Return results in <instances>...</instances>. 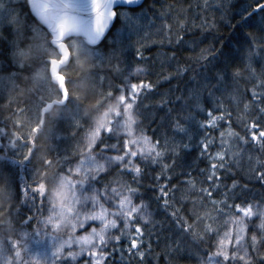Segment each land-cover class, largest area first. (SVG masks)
I'll use <instances>...</instances> for the list:
<instances>
[{
	"label": "snow or ice",
	"instance_id": "snow-or-ice-1",
	"mask_svg": "<svg viewBox=\"0 0 264 264\" xmlns=\"http://www.w3.org/2000/svg\"><path fill=\"white\" fill-rule=\"evenodd\" d=\"M145 4L148 0H0V59L4 60L0 82L7 80L18 88V77L28 71L30 75L25 79L37 85L38 102L33 107L40 114L26 118L27 107L18 106L13 112L14 130L8 131L7 125L0 127V139H7L13 154L19 153L20 164L36 158L34 137L43 132L45 125L53 126L48 131L52 141L56 135L53 128L61 121L67 122L69 136L76 143L74 155L65 154L55 162L48 153L40 156L44 168L59 165L53 175L51 198L47 186L42 189L34 179L24 185L23 203L30 212L35 210L25 222L35 221V232L41 233V238L52 237L54 244L51 254H45L48 258L43 262L37 259L35 264H79L81 259L85 264H132L133 260L137 264H158L159 257L153 255V237L159 245L164 233H171V237H163L166 264H180L185 254L193 255L208 242L206 237L219 236L218 230L205 223L213 219L209 212L198 211L206 207V201L218 216L227 215L224 209L233 208L243 216L231 221L236 226L235 233L225 231L215 244L216 250L200 256V264H264V193L259 202L249 203L251 190L247 184L235 180L231 185L224 184L218 175L221 171L231 172L233 166L240 167L247 158L250 165H255L249 167L250 179L264 185V91L253 90L248 101V93L239 88L246 74L256 76L255 61L264 60V2L176 0L165 2L160 9L155 4L146 8ZM213 9L219 13L220 21L235 28L233 21L239 18L237 22L248 30L237 53L226 54L223 47L213 45L200 47L203 39L197 33L202 36L205 30L216 28L217 20H209L208 16ZM33 16L43 20L49 34L33 33ZM118 22H122V28L114 32ZM153 34L162 36L159 46L170 50L158 53L156 59L163 56L164 62L174 66V72L164 75L163 80L177 79L185 84L182 90L178 84L174 90L164 92L156 104L150 102L155 87L152 83L133 82L152 71L153 65L143 50L156 43L151 40ZM105 41L111 45L106 56L98 51ZM129 47L135 49L143 66L120 67ZM189 50L195 54L185 55ZM48 52L51 56L45 55ZM105 61L119 77L118 84L107 72L101 74ZM69 64L81 68L78 76L97 96L91 116L81 114L77 103L80 97L69 92L68 73L58 71ZM260 73L264 76V67ZM160 82L158 76L157 83ZM260 87L264 88V80ZM44 92L47 96L41 94ZM217 93L227 97L230 107H223ZM205 97L211 101L208 109L202 106ZM13 103L15 97H9L4 107ZM70 105L72 111L68 112ZM215 111L224 114L215 116ZM201 112L210 117L207 123L198 119ZM234 112L244 135L229 131L233 140L229 144L224 132H220V150L210 155L215 162L208 169H200V183L207 187L197 189L192 180L172 187L159 184L162 175L180 169L179 157L193 140L192 122L199 133L200 155L204 156L216 142L211 131L219 121L231 122ZM152 123L157 127L151 129L150 136L148 128ZM25 126L26 133L15 131ZM52 150L50 144L49 151ZM14 162L0 149V170L12 178L15 173L9 165ZM158 165L159 173L155 171ZM146 177L152 183L145 185ZM167 178L169 182L173 180L172 175ZM0 183L8 189L6 183ZM148 188L158 194L146 199ZM9 199L15 201L16 197L11 194ZM236 200L242 203L236 204ZM153 202L166 213L164 220L153 219ZM176 203L183 209L175 208ZM169 208L174 210L169 213ZM182 210L186 215L180 214ZM9 211L17 213L19 207L10 206ZM77 229L85 234L76 235ZM33 237L34 233H25L29 244ZM169 239L171 245L167 243ZM16 248L10 240L0 243V264H32L28 259L30 247L23 254ZM21 255L23 258L18 259Z\"/></svg>",
	"mask_w": 264,
	"mask_h": 264
},
{
	"label": "trees",
	"instance_id": "trees-1",
	"mask_svg": "<svg viewBox=\"0 0 264 264\" xmlns=\"http://www.w3.org/2000/svg\"><path fill=\"white\" fill-rule=\"evenodd\" d=\"M264 0H261L263 2ZM175 3L176 0H148V4H145L147 8L150 4H155L157 9L161 8V5L164 3ZM139 11V9H137ZM214 14V15H213ZM209 20L215 18L217 20L216 28L208 31L205 30L203 35L201 33H197V36H200L203 39V43L200 44V47H207L209 45H213L216 48L223 47L226 54H234L237 53L238 49L240 48L241 44L244 43L246 39V30L245 28L241 27L237 21H233L236 24L235 28L230 27L227 23L219 20V13L215 12V10H211L208 13ZM33 20L36 23L33 25V33L36 35L43 36L45 34H49L47 30L36 20L33 16ZM122 28V22H118L117 29L113 31H117ZM155 30H153L154 32ZM122 36H126L127 33L121 32ZM163 39L160 35L153 34L151 40L156 41V43H151L150 47H147L143 50V55L149 58V64L153 65L151 73L147 77H141L139 79H133V82H140L142 80L144 83H152L155 87L153 92L150 94V102L156 104L158 101L161 100L162 94L169 89H175L176 86L179 84L180 89L182 90L185 87V84L182 80L172 79L170 81H164L163 76L173 73L174 66H170L167 62H164V57L160 56L159 59H156L158 53H169V49L164 47H160L159 43ZM36 42V41H34ZM104 45H100L98 51L101 52L102 55H107L111 51V45L105 41L103 42ZM96 47V46H93ZM199 51V49H197ZM191 50H189L185 55H194ZM38 55V54H37ZM46 56H51V52L45 53ZM163 62V66H162ZM85 62V68H86ZM115 63V61L113 62ZM0 65H4V60L0 59ZM127 66H143L140 63L139 57L135 54V49L129 47L122 55L120 67L126 68ZM254 66L257 69V73L255 77L247 76L246 79L241 80L239 84V88L242 91H246L248 93L247 100H251V92L255 90L257 93L264 91V88L260 87L261 80H264V76L261 75L260 69L264 67V60H260L259 58L255 61ZM19 67L18 65L16 66ZM61 74L64 72L68 73V90L73 97H80L77 103L80 105L81 114L85 117L91 116L94 113V109L96 106L97 96L95 92L90 91L88 89V85L82 82L78 73L81 71V68L74 66L73 64H69L68 67L61 68L59 70ZM101 74L103 75L105 72L108 75L115 79V83H119V77L115 76L111 67L108 65L107 61L104 62L103 67L100 69ZM26 75H30L28 71L23 72L21 76L18 77L17 84L19 87L17 88L13 84L9 83L7 80L0 82V127H4L5 125L8 126V131H13L12 120L16 119L14 115V110L19 107H27L28 112L26 113L27 117H38L40 114L35 110L33 105L38 102L37 93V85L32 83L30 79H25ZM158 76L160 79V83H157ZM20 89H23V92H20ZM42 95L47 96V92L41 93ZM177 95L179 92L176 93ZM9 97H15V103L10 105L9 107H4V105L8 102ZM87 97V99H85ZM217 97L223 102V107H230L228 99L226 96H221L220 93H217ZM211 103L210 100L205 97L202 106L208 109V105ZM72 105L69 106L68 112L72 111ZM210 110V109H209ZM163 109L159 110V114L163 115ZM223 111H215L213 115L221 116L223 115ZM198 119L205 121L210 119V117L206 116L205 112H201L198 116ZM236 121L235 112L233 113L232 121L223 120L218 122V126L215 130L211 131V135L216 138V142L213 146L208 149V152L204 155H200V149L198 148L197 139H198V129L195 122L190 124L191 134L193 136V140L191 142V147L183 152L178 160V165L180 169H177L174 173H166L161 176L159 180L160 185L167 184L168 187H172L173 184H177L180 181H187L192 180L195 184L197 189L200 187H207V185H201L200 181L203 179V176L200 173V169H208L211 163L215 161L210 159V155H214L217 151L220 150V132H224V140L229 144L233 143L231 137L228 136L229 131L239 132L241 135H244L241 127L238 126ZM229 123L232 124V127L229 128ZM53 127L52 125H45L43 132L35 135V144H36V158L28 164H20V156L19 153L13 154V150L8 148V141L7 139H0V149L5 150L8 153V157L10 161H15L14 163H10V167L13 168L15 176L14 178L11 177V174L0 170V182L6 183L7 190H5L2 183H0V240L2 243L5 240H10L15 244H19L22 240L21 238H25V233L30 232L34 233L36 224L35 221L33 222H25V218L29 215H33L35 210L33 209L30 212L29 207L23 203V189L26 182L31 184L32 179L41 183V188L44 189L47 186L48 193H50L53 189V184L51 178L54 175L56 169L59 168V165H54L50 168L42 167V162L40 160V156L42 154L48 153V158L52 159L54 162L59 157L64 156L65 154L74 155L76 143L73 141L69 136V125L65 121H61L56 125V128H53V131H56L55 137L52 139L48 135L49 128ZM87 125L85 124V128ZM156 124L152 123L149 125L148 128V135H152L151 129L156 128ZM15 131L20 132L22 134L28 131L27 126L21 128L16 127ZM159 128H157V134L159 135ZM250 139V137H249ZM52 145V151H49V145ZM26 151V150H25ZM254 151V150H253ZM254 155H259V153H255ZM164 162H170L169 160L165 159ZM255 167V165H250L247 158L242 162L240 167L233 166L231 172L221 171L218 173L220 175L221 180L224 184L231 185V183L235 180L239 184L244 185L247 184L248 188L251 190L247 201L249 203L259 202L260 194L264 193V185L261 182L256 181L254 179H250L249 177V167ZM66 171V167H65ZM155 171L159 173L161 171V166H156ZM183 171L184 175H178ZM190 173V175H188ZM168 175L173 176V180L169 182ZM145 185L152 183L150 177H146L144 181ZM143 190V189H142ZM16 197V200L13 201L9 199L10 195ZM154 194H158L154 192L153 188H148L145 193V198H150ZM215 196V194H214ZM217 200L220 199L219 196H215ZM254 198V199H253ZM162 203V201H161ZM230 203H232L230 201ZM236 204H241L242 200H236ZM12 206L13 208L19 207V211L15 213V211H9V207ZM191 208L189 204L187 206ZM175 208H182L183 206L180 203L175 204ZM174 209L169 208L168 212L171 213ZM150 211L153 212V219L157 221L164 220L166 217V213H164L162 208H157L156 203L153 202L150 208ZM201 214L204 211H208L212 220H206V224H211L214 230L219 231V236L215 234H211L210 238L206 237L208 241L205 244H201L199 248L193 255L185 254L180 264H200V256L205 255V252L208 253L214 252L215 244L218 241V238L226 231L228 222L237 216L239 212L233 208L231 211L228 209H224L227 215L218 216L215 210H213L212 205L206 201V207L204 209H198ZM181 215H186V213L182 210ZM227 222V223H225ZM191 223V221H189ZM256 223L258 224L259 221L257 220ZM249 237L251 233L248 234ZM164 236L171 237V233H164L162 234L161 240L159 245L156 243V238L153 237V255L159 257L158 264H166V248H165V240ZM26 239V238H25ZM168 245H171L172 241L169 239L167 241ZM127 259V256L125 257ZM119 259V257H117ZM138 259V258H137ZM79 264H85L84 259L79 261ZM104 264V262H101ZM132 264H137V260H133ZM149 264H152L149 261Z\"/></svg>",
	"mask_w": 264,
	"mask_h": 264
},
{
	"label": "rangeland",
	"instance_id": "rangeland-1",
	"mask_svg": "<svg viewBox=\"0 0 264 264\" xmlns=\"http://www.w3.org/2000/svg\"><path fill=\"white\" fill-rule=\"evenodd\" d=\"M52 196H53V189L50 193L49 198H51ZM242 216H243V213L239 212V214L237 216L232 218L228 222L226 231L231 230L234 234L235 230H236V226L231 221L237 217H242ZM75 234L76 235H83L85 233L82 232L81 230L77 229V232ZM221 236H223V234ZM21 239L22 240L20 241V243L16 244L17 245L16 251L23 254L30 247V249H31L30 255L31 256H29L28 259H30L32 261V264H35L37 259H40L42 262L45 261L48 258L45 256V254L50 255L51 251L54 249L53 238L50 236H44L43 238H41V233H36V235H34L32 241H31V244H29L25 238H21ZM0 243H2L1 240H0ZM22 258H23V256L21 255V257L18 259H22ZM5 264H7V262H5Z\"/></svg>",
	"mask_w": 264,
	"mask_h": 264
},
{
	"label": "water",
	"instance_id": "water-1",
	"mask_svg": "<svg viewBox=\"0 0 264 264\" xmlns=\"http://www.w3.org/2000/svg\"><path fill=\"white\" fill-rule=\"evenodd\" d=\"M67 2H73V0H67ZM264 2V1H263ZM36 18V20L47 30V27L46 25L44 24L43 20L42 19H39L38 17L34 16ZM61 68H64V66H61ZM60 68V69H61ZM58 69V71L60 70Z\"/></svg>",
	"mask_w": 264,
	"mask_h": 264
},
{
	"label": "clouds",
	"instance_id": "clouds-1",
	"mask_svg": "<svg viewBox=\"0 0 264 264\" xmlns=\"http://www.w3.org/2000/svg\"><path fill=\"white\" fill-rule=\"evenodd\" d=\"M0 75H4V74H0ZM28 76H29V75H26V77H28ZM51 181H52V183L55 182L53 177L51 178Z\"/></svg>",
	"mask_w": 264,
	"mask_h": 264
}]
</instances>
